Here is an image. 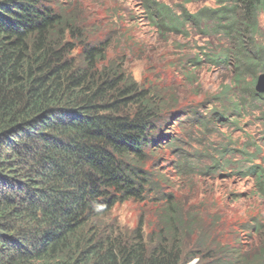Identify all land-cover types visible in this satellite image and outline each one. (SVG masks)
<instances>
[{"label": "trees", "instance_id": "trees-1", "mask_svg": "<svg viewBox=\"0 0 264 264\" xmlns=\"http://www.w3.org/2000/svg\"><path fill=\"white\" fill-rule=\"evenodd\" d=\"M204 1L173 9L142 0L141 8L166 34L211 21L210 31L228 41L218 54L233 82L249 73L254 84L264 70V0H214L216 8L193 14L184 8ZM68 26L44 0H0V264H229L222 251L182 250L184 225L171 197L148 234L140 225L126 237L101 222L117 203L141 201L155 186L144 163L171 133L155 120L159 100L137 93L113 64L98 71L106 47L85 49L82 65L64 58ZM232 263L264 264V248Z\"/></svg>", "mask_w": 264, "mask_h": 264}, {"label": "rangeland", "instance_id": "rangeland-1", "mask_svg": "<svg viewBox=\"0 0 264 264\" xmlns=\"http://www.w3.org/2000/svg\"><path fill=\"white\" fill-rule=\"evenodd\" d=\"M44 1L70 24L61 37L64 58L82 65L85 49L106 47L98 71L113 64L137 93L159 100L155 120L171 133L144 163L155 193L117 203L101 222L126 237L140 225L148 234L171 197L185 253L222 251L229 264L255 259L264 248V100L254 97L249 73L233 82V68L218 54L227 39L210 31L209 20L188 23L183 36L156 31L142 0ZM160 1L174 9L181 0ZM216 7L214 0L184 6L189 14ZM259 27L263 42L261 16Z\"/></svg>", "mask_w": 264, "mask_h": 264}, {"label": "water", "instance_id": "water-1", "mask_svg": "<svg viewBox=\"0 0 264 264\" xmlns=\"http://www.w3.org/2000/svg\"><path fill=\"white\" fill-rule=\"evenodd\" d=\"M254 88L256 92L264 93V73H261L256 77V83Z\"/></svg>", "mask_w": 264, "mask_h": 264}, {"label": "clouds", "instance_id": "clouds-1", "mask_svg": "<svg viewBox=\"0 0 264 264\" xmlns=\"http://www.w3.org/2000/svg\"><path fill=\"white\" fill-rule=\"evenodd\" d=\"M158 1H160V0H158ZM161 2V1H160ZM161 3H163V2H161ZM164 4V3H163ZM164 5H166V4H164ZM166 6H168V5H166ZM143 11V10H142ZM144 13V12H143ZM151 25V24H150ZM152 26V25H151ZM154 27V26H153ZM251 169V168H250ZM249 169V170H250ZM148 193H155V186H153V187H149V189H148V191L146 192V194H148ZM145 195V194H144ZM144 195H143V197H144ZM195 260V261H194ZM192 261H194V262H192ZM190 263L191 264H194V263H196L197 262V259H193Z\"/></svg>", "mask_w": 264, "mask_h": 264}]
</instances>
